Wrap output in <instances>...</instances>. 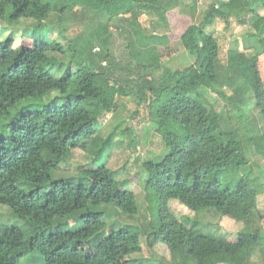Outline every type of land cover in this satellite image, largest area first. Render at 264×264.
Here are the masks:
<instances>
[{
    "label": "trees",
    "instance_id": "obj_1",
    "mask_svg": "<svg viewBox=\"0 0 264 264\" xmlns=\"http://www.w3.org/2000/svg\"><path fill=\"white\" fill-rule=\"evenodd\" d=\"M178 4L0 0V10L13 11L10 22L31 14L36 28L49 33L32 48L15 49L12 38L0 40V120H6L0 128V204L10 207L29 229L26 234L18 226H0V263L19 264L37 253L42 259L36 264H145L132 258L142 252L145 230L124 225L107 232L108 210L138 214L134 193L107 166V151L117 134L101 138L103 120L117 109L120 95L147 105L150 124L164 145L163 158L145 169L146 190L156 201L148 247L167 245L173 264H249L257 253L264 261L258 207L264 183L247 168L241 127L254 123L258 136L250 145L264 154V0H213L202 21L190 28L191 62L173 69L162 62L168 35L149 34L140 19L148 16L164 23ZM72 17L84 32L68 46L52 41L55 33L66 39ZM232 20L250 28L245 46L255 55L230 49L221 70L220 46L210 29L217 21L228 28ZM115 32L125 37L124 60L112 55ZM212 95L224 109L214 107ZM45 98L37 109L11 114L28 100ZM236 113L239 123L233 118ZM90 147L97 167L81 169L78 181L54 177L75 150ZM172 200L194 213L213 211L230 218L242 230L234 242L202 233L196 222L172 213ZM68 221L77 223L57 225ZM84 245L93 255L78 260L77 250Z\"/></svg>",
    "mask_w": 264,
    "mask_h": 264
},
{
    "label": "rangeland",
    "instance_id": "obj_2",
    "mask_svg": "<svg viewBox=\"0 0 264 264\" xmlns=\"http://www.w3.org/2000/svg\"><path fill=\"white\" fill-rule=\"evenodd\" d=\"M212 1L178 0V6L168 13L167 20L164 23L148 16H143L140 19L142 26L149 34L168 35L169 45L162 48V62L166 66H170L173 69H181L191 62L187 55L190 28L202 21L206 9ZM12 12L11 8L0 10V40L5 41L8 38H12V46L17 49L24 45L32 48L40 40L46 39V35L49 33L43 27L36 28V22L31 14L17 21L10 22L9 18ZM76 12L78 13V11ZM259 13L263 14L262 11ZM78 23L75 17H72V20L66 23V39H63L57 33L52 34L50 39L64 46H68L74 40L73 38L84 32L82 25ZM210 30L214 33L220 46L219 64L221 70L226 68L227 55L230 49L244 52L249 57L255 55L254 51L246 50L245 46V36L250 31L248 26L240 25L238 21L232 20L230 27L226 28L224 22L217 21ZM113 39L111 49L114 59L117 60L120 57L123 60L126 59V55H124L125 37L115 32ZM95 51L98 52V49L96 48ZM70 56L68 53V58ZM260 71L264 78V56L260 58ZM51 72L56 77H60L62 74V72H56L54 70ZM46 101V98L38 101L28 100L17 109H14L11 114L13 115L16 112L15 110L22 108L25 110L37 109ZM211 101L218 111L224 109L223 104L220 101H216V95L211 96ZM117 102V109L103 120L101 138L105 139L111 132L117 134L114 146L107 151V166L116 172V178L121 182V186L134 193L138 203V214L130 217L122 215L118 210H108L106 213L112 215L106 221L108 225L107 232L111 227L118 229L124 225L138 226L147 233L141 238L142 252L134 255L132 258L143 261L145 264H173V254L167 245L158 243L153 248H149L146 242L148 234L153 231L151 226L149 229V223L152 220V213H154L156 201L154 198V202H152L153 196L146 190L145 180L147 179V172L145 169L149 162L156 163L163 158L165 153L164 145L160 136L150 124L147 105L139 104L132 97L123 95L118 97ZM233 118H236L238 123L240 122L237 118V113L236 117L233 116ZM5 122L6 120H0V128L3 125L2 123ZM241 127L245 139V147L248 149L247 156L250 160L247 168L254 177H258L264 183V154L263 152L256 151L253 145H250L249 141L255 136H258V130L254 126V123L250 122H246V125H242ZM122 132L123 137H120L119 133ZM92 152H94L93 147H90L89 150H75L61 170L56 171L54 177L56 179L74 178L75 181H78V175L81 169L98 166V164H93L92 162ZM258 207L263 215L260 220V225L262 227V235L264 236V194L259 197ZM170 208L179 220L186 219L196 222V227L202 233L213 234L216 237H222L231 242L236 241L238 232L242 230V224L227 217H220L213 211L194 213L176 200L170 202ZM76 223L75 221H68L58 223L57 225L62 224L63 228H67ZM0 226H18L26 234L29 233L28 227L24 222L17 219L11 208L1 204ZM50 232L51 230H47L46 234ZM92 255L93 250L90 246L84 245L77 250L76 258L78 260H85L92 257ZM41 259L39 254L33 253L24 256L19 264H36ZM249 264H264V261L261 259L260 254L257 253L253 261Z\"/></svg>",
    "mask_w": 264,
    "mask_h": 264
}]
</instances>
